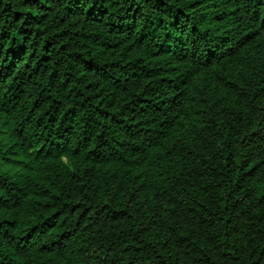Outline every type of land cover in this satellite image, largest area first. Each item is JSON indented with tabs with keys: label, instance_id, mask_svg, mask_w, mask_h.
Segmentation results:
<instances>
[{
	"label": "trees",
	"instance_id": "16d2710c",
	"mask_svg": "<svg viewBox=\"0 0 264 264\" xmlns=\"http://www.w3.org/2000/svg\"><path fill=\"white\" fill-rule=\"evenodd\" d=\"M0 264H264V0H0Z\"/></svg>",
	"mask_w": 264,
	"mask_h": 264
}]
</instances>
